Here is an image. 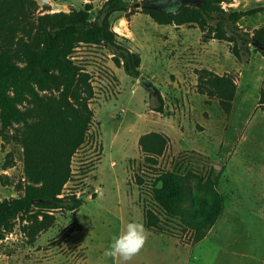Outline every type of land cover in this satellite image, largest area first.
Wrapping results in <instances>:
<instances>
[{"label": "rangeland", "instance_id": "1", "mask_svg": "<svg viewBox=\"0 0 264 264\" xmlns=\"http://www.w3.org/2000/svg\"><path fill=\"white\" fill-rule=\"evenodd\" d=\"M37 1L41 8L51 4V11L82 6V0ZM103 2L94 1L92 17ZM222 6L246 10L264 6V0H225ZM140 11L138 6L132 16L117 12L112 24L142 55L141 78L118 67L104 46L81 44L74 53L95 88L89 137L73 157V177L63 192L82 196L81 207L45 211L48 217L38 216L44 222L40 227L39 221L18 218L0 240V264H120L104 257L103 250L127 222L144 226L147 209L159 216L164 230L144 226L145 243L127 264H264V54L250 43L249 55L239 61L229 40L205 39L197 26L180 31ZM238 25L251 36L264 25V11ZM201 69L233 78L237 91L230 112L217 97L201 92ZM223 118L226 125L211 122ZM151 131L168 138L157 164L146 160L139 145ZM244 135L247 141L241 140ZM168 170L216 181L221 212L198 241L152 197L155 179ZM24 177L21 145L0 137V199L19 196ZM246 235L251 239L242 246ZM241 247L248 250L242 253Z\"/></svg>", "mask_w": 264, "mask_h": 264}, {"label": "trees", "instance_id": "2", "mask_svg": "<svg viewBox=\"0 0 264 264\" xmlns=\"http://www.w3.org/2000/svg\"><path fill=\"white\" fill-rule=\"evenodd\" d=\"M94 1L83 0L81 7L69 11H51L48 2L41 10L37 0H0V137L3 143L21 145L25 176L18 186L19 196L0 199V240L13 230L18 218L34 224L40 214L48 217L45 211L76 212L83 203L82 196L63 193L73 177V157L87 141L95 115L90 106L95 97L92 75L75 60L76 49L81 44L104 46L118 67L141 78L142 55L114 30L112 16L117 12L134 15L143 0H105L92 17ZM195 1L176 13L152 8L140 12L159 24L197 26L205 39H227L239 61L249 55L253 41L264 45V25L251 36L238 25L242 18L264 11V6L226 10L222 6L225 0ZM255 49L264 54V49ZM198 82L201 92L217 97L223 109L231 111L237 86L230 75L201 69ZM260 102L264 103V91ZM167 143L165 134L154 131L139 140L152 164L158 163ZM195 175L163 171L151 190L160 208L179 217L198 241L215 223L223 198L213 178ZM138 181L143 183V178ZM41 224L44 222L39 221L38 227ZM144 226L164 230L159 216L150 209L145 211Z\"/></svg>", "mask_w": 264, "mask_h": 264}, {"label": "clouds", "instance_id": "3", "mask_svg": "<svg viewBox=\"0 0 264 264\" xmlns=\"http://www.w3.org/2000/svg\"><path fill=\"white\" fill-rule=\"evenodd\" d=\"M145 228L142 223L132 220L112 236L108 246L103 250V256L127 264L145 243Z\"/></svg>", "mask_w": 264, "mask_h": 264}, {"label": "water", "instance_id": "4", "mask_svg": "<svg viewBox=\"0 0 264 264\" xmlns=\"http://www.w3.org/2000/svg\"><path fill=\"white\" fill-rule=\"evenodd\" d=\"M194 4H196L195 0H143L138 4V6L141 8L157 9L167 13H176L183 6ZM252 44L264 49V45L259 44L256 41H253Z\"/></svg>", "mask_w": 264, "mask_h": 264}, {"label": "crops", "instance_id": "5", "mask_svg": "<svg viewBox=\"0 0 264 264\" xmlns=\"http://www.w3.org/2000/svg\"><path fill=\"white\" fill-rule=\"evenodd\" d=\"M103 1H105V0H103ZM82 2H83V0H82ZM173 27H176V28H178L180 31H182L185 27H186V25H173ZM264 90V86H263V88H262V91ZM260 96H261V91H259V97H258V100H259V98H260ZM264 112V111H263ZM212 121H216V122H219V123H221V124H227V122H228V120H227V118H223V119H212L211 120V122ZM210 122V123H211ZM215 123V122H214ZM183 133V131L181 132V134ZM241 140L242 141H247L248 140V136L247 135H244V136H242L241 137ZM239 224H240V227H242V222L239 220ZM250 236L249 235H246L245 237L243 236L242 238H241V245L243 246V244H244V241L246 240V243H249V241H250ZM2 241V240H1ZM240 250H242V253H244V252H246L248 249H242V247L240 248Z\"/></svg>", "mask_w": 264, "mask_h": 264}]
</instances>
